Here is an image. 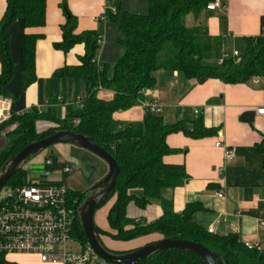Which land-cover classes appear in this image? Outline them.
Here are the masks:
<instances>
[{"label":"trees","instance_id":"trees-1","mask_svg":"<svg viewBox=\"0 0 264 264\" xmlns=\"http://www.w3.org/2000/svg\"><path fill=\"white\" fill-rule=\"evenodd\" d=\"M46 1H6L0 20V100L9 99L6 86L13 78L15 67L10 54L9 28L18 20L26 30L43 27ZM66 1L60 0L59 3L66 23L61 27V41L53 48L67 54L74 46L83 45L84 54L77 58V65L64 66L55 70L49 79L38 80L34 74V54L42 35L23 34L21 85L23 90L32 84L37 85L38 106L21 114H11L9 120L0 125V139L6 140V145L0 149V169L27 144L47 138L54 130L75 132L91 139L114 159L118 167L115 186L99 206L115 198L106 216L113 233H104L111 240L129 242L159 235L162 240H182L201 245L227 264H264V252L247 248L235 234H209L197 220L204 212L200 203H188L180 214H175L171 203L161 196L163 190H175L188 180L183 166L163 163L164 157L178 153L167 146L166 137L183 133L199 140L212 137L215 130L206 129L201 117L191 122L179 120L166 125L159 115L145 112L141 122L125 128L113 119L115 113L134 107L144 91L154 88V75L159 71L177 72L197 83L216 80L225 85L245 84L254 78H264V39L260 34L246 39L239 62H236L230 55L223 57L221 39L210 37L206 27L197 24L202 16L209 18L214 13L206 10L214 0H148L146 16L106 12L123 39L117 42L119 55L116 63L111 68H99L96 63L97 37L94 32L74 33L75 18L68 11ZM225 1L221 0L223 5ZM219 21L224 25L225 18L222 16ZM219 60L222 61L220 65ZM100 91L111 92V98H101ZM38 122H50L55 126L39 133L36 131ZM188 125L192 130H188ZM255 151L264 171V140L255 147ZM27 183V172L22 168L5 186L14 189ZM85 195L69 192L68 199L76 209ZM152 202H159L163 210L159 220L142 224L126 217L129 203L144 209ZM95 231L99 239L103 233L96 227ZM73 237L84 247L87 245L78 220ZM0 264L14 263L8 256L0 255ZM92 264L106 263L94 259ZM140 264L205 263L184 251L164 250Z\"/></svg>","mask_w":264,"mask_h":264},{"label":"crops","instance_id":"crops-1","mask_svg":"<svg viewBox=\"0 0 264 264\" xmlns=\"http://www.w3.org/2000/svg\"><path fill=\"white\" fill-rule=\"evenodd\" d=\"M6 1L0 0V20ZM59 3L60 0L46 1L43 27L26 30L18 20L9 28L10 54L15 67L13 78L6 86L9 99L2 103L10 115L38 106L37 85L32 84L25 90L21 85V37L24 33L42 35L34 54V74L38 80L49 79L55 70L64 66L77 65V58L84 54L83 45L74 46L67 54L53 48L61 41V27L66 23ZM66 6L75 18L74 33H95L99 44L96 55L99 68H111L116 63L119 55L117 42L123 39L106 12L114 14L118 11L136 16L148 14V0H67ZM222 16L225 18L224 25L219 21ZM262 19L264 0H226L223 9L212 13L209 18L202 16L197 24L205 26L210 37L221 39V47L224 48L227 42L239 40L245 46L246 39L260 34ZM154 76L156 81L152 90L143 93L131 109L113 115L122 128L141 122L145 114L143 106L154 105L161 109L159 116L166 125H173L179 120L191 122L201 117L206 129L215 130L212 137L199 140L183 133L166 137L167 146L178 153L164 157L163 163L183 166L188 180L180 188L163 190L162 198L171 203L175 214H180L188 203H200L204 212L197 220L202 225L214 227L219 236L235 234L243 244L256 245L264 252V226L260 225L264 223V171L260 156L255 151V147L264 140V119L256 115V110L264 108V78H254L245 84L225 85L216 80L197 83L177 72L159 71ZM99 96L110 99L112 93L100 91ZM250 112L255 114L252 127L239 121L243 114ZM61 114L64 115V109ZM45 123L43 129L37 132L55 126ZM188 130H192L190 125ZM216 144L221 147L217 148ZM223 148L234 151L231 163L224 162ZM107 171L101 176H105ZM219 192L223 193L222 199L217 198ZM108 202L105 204L107 227L106 216L115 198ZM162 215L159 202H152L144 209H138L133 203L126 207V217L142 224L153 223ZM160 240L162 237L159 235L129 242L108 240L105 248L110 252L124 253ZM119 247L121 249H117Z\"/></svg>","mask_w":264,"mask_h":264},{"label":"built area","instance_id":"built-area-1","mask_svg":"<svg viewBox=\"0 0 264 264\" xmlns=\"http://www.w3.org/2000/svg\"><path fill=\"white\" fill-rule=\"evenodd\" d=\"M221 0H214L206 6L209 12L223 9ZM260 36L264 39V23ZM239 62V53L230 54ZM223 57H227L224 54ZM221 60L218 64H221ZM0 100V125L9 120L10 114ZM144 111L159 115L161 109L144 105ZM197 114V112H195ZM264 119V108L256 110ZM216 147H221L216 144ZM224 149V162L231 163L234 151ZM75 168L47 161L44 172L28 179L24 186L12 190V195L0 203V255L32 256L43 264H92L95 256L73 237L74 225L78 220L77 208L68 199L69 191L57 179L73 173ZM217 198L222 199L219 192ZM264 226V223L260 224ZM209 234H216L214 227L207 228ZM247 248L260 250L256 245L245 244Z\"/></svg>","mask_w":264,"mask_h":264},{"label":"water","instance_id":"water-1","mask_svg":"<svg viewBox=\"0 0 264 264\" xmlns=\"http://www.w3.org/2000/svg\"><path fill=\"white\" fill-rule=\"evenodd\" d=\"M254 117L255 114L252 112L245 113L240 117L239 121L252 127ZM58 144H67L77 149L85 150L104 162L107 166L108 171L105 177L87 190L85 198L77 208L79 226L87 241L88 247L99 261L106 264H140L158 252L164 250H180L196 256L205 264H216V262L227 264L226 261L211 253L203 246L182 240H160L126 254H113L108 252L99 242L96 234L94 213L100 204L109 197L115 186L119 170L114 159L102 148L88 137L72 131L54 130L47 138L27 144L16 155L7 160L0 169V191L6 185L7 181L21 170L30 159L46 148ZM5 145L6 140L1 138L0 149Z\"/></svg>","mask_w":264,"mask_h":264},{"label":"rangeland","instance_id":"rangeland-1","mask_svg":"<svg viewBox=\"0 0 264 264\" xmlns=\"http://www.w3.org/2000/svg\"><path fill=\"white\" fill-rule=\"evenodd\" d=\"M234 50L237 51L239 54L243 52L244 44L242 40L236 42H227L221 51L229 55L232 54ZM45 124L47 123L38 122L36 124V131H40L41 129H43ZM50 160L60 165H68L73 166L75 168L71 175L57 178L64 185L65 189H67L71 193L86 194L87 190L92 185L99 182L105 177L101 176V174L107 170L106 164L95 156H93L92 154H90L89 152L82 149H77L71 145L58 144L46 148L45 150L34 156L32 159H30L24 165L23 169L27 172V179L42 174L44 172V166L46 162ZM11 195V188L8 186H4L0 191V203ZM106 205L98 208L94 213V226L103 233L100 235L99 239L104 247L108 245V240L112 241L108 235L104 234L110 233L105 222ZM117 249H121V247ZM129 252L118 254H126ZM8 258L9 261L11 260L10 262L14 264H43L40 263L37 258L32 256H11V258ZM95 259L99 261L97 258Z\"/></svg>","mask_w":264,"mask_h":264}]
</instances>
